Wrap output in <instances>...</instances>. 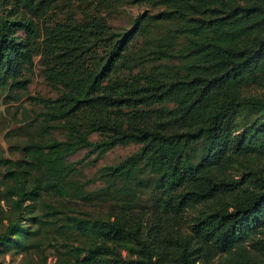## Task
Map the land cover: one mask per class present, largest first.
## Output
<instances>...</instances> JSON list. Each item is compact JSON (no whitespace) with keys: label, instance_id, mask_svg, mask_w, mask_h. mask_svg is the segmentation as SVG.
<instances>
[{"label":"trees","instance_id":"trees-1","mask_svg":"<svg viewBox=\"0 0 264 264\" xmlns=\"http://www.w3.org/2000/svg\"><path fill=\"white\" fill-rule=\"evenodd\" d=\"M130 1L162 7L158 17L171 21V31L183 41L177 48H157L156 57L170 55L177 62L164 71H145L134 63L131 75H113L120 46L146 28L153 18L148 12L117 41L99 14L46 27L50 43L76 52L63 58L64 64L91 43L114 38V49L85 82L70 80L54 98L32 95L45 107L46 121H63L66 135L27 144L30 159L22 164L0 159L18 180L11 191L19 218L8 223L4 235L11 229L26 232L18 224L28 220L26 202L38 196L22 177L37 169L60 179L74 152H104L133 141L139 149L105 169L112 181L147 170L150 197L159 208L145 224L123 214L72 217L71 227L93 236L87 246L72 245L77 260L83 255L82 264H95L96 256L105 258L103 264H264V163L251 160L264 158V91L248 92L250 86H264V0ZM41 5L43 13L46 0H0L6 12H0V86L27 87L23 67L31 70L36 27L17 14ZM244 112L253 117L240 126ZM93 134L102 137L94 140ZM47 188L64 192L58 180L41 187ZM105 240H130L136 248L123 256Z\"/></svg>","mask_w":264,"mask_h":264},{"label":"rangeland","instance_id":"rangeland-1","mask_svg":"<svg viewBox=\"0 0 264 264\" xmlns=\"http://www.w3.org/2000/svg\"><path fill=\"white\" fill-rule=\"evenodd\" d=\"M46 1L47 9L43 13L41 5L39 8L36 6V11L23 9L24 13L17 14L30 18L36 27V34L32 38L31 70H28L27 65L23 67V77L28 78L27 87L0 86V159H14L19 164L30 159L25 150L27 144L47 141L51 137L63 139L66 135L63 121H46L43 115L45 107L34 101L32 95L54 98L67 89L70 80H73L72 84L85 82L96 68V63L105 59L114 49V38L91 43L89 50L85 49L81 53L77 51L73 63L64 64L62 59L68 61L76 52H67L66 48L50 43L44 34L46 27L59 25L62 28L65 23H80L88 13L99 14L106 19L117 41L133 29L139 14L148 12L153 15V18L148 19L145 29H138L133 36L126 37L120 46L119 59L116 61L119 70L113 74L120 77L131 75L129 68L134 63H138L145 71H164L167 69L165 65L173 67L177 60H172L173 56L170 55L156 57L157 48L167 49L169 44L177 48L183 41L182 37L175 36L171 31V21L158 17L162 7L151 3H133L130 0ZM2 11L6 13L3 8L0 9ZM18 32L22 33L21 30ZM137 69L135 66L134 70ZM263 91L264 86L261 85L248 89V92L257 94ZM252 117V114L244 112L239 120L240 126ZM101 137L97 134L91 136L94 140ZM139 147L138 143L130 141L104 152L80 149L68 156L60 179L48 173L47 176L37 169L32 170L22 177L27 179V189L35 187L38 191L35 200L26 202L28 207L24 214L28 220L18 224L26 232L11 229L6 235L8 223L19 218V211L14 206L17 195L11 191L18 185V180L9 176L7 166L0 163V264H43V261L44 264H82L80 260L83 255L77 260L72 245L87 246L93 236L90 233L81 234L69 225L74 216H110L113 219L116 214H123L129 219H140L145 224L151 211L159 208L150 197L151 180L147 170H135L127 181H112V176L105 169L117 165ZM251 160L260 165L264 163V158L252 157ZM236 162H240V159ZM231 170L238 169L233 165ZM55 180L61 182L64 192L54 188L41 189ZM129 200H132L131 205ZM185 230L187 227H184ZM104 242L114 245L123 256H128L129 251L136 248L130 240ZM94 259L95 264L105 261L102 256Z\"/></svg>","mask_w":264,"mask_h":264}]
</instances>
